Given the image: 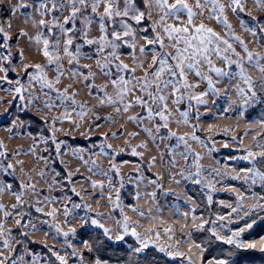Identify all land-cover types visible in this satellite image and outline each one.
<instances>
[{"label": "snow or ice", "instance_id": "6c2138e0", "mask_svg": "<svg viewBox=\"0 0 264 264\" xmlns=\"http://www.w3.org/2000/svg\"><path fill=\"white\" fill-rule=\"evenodd\" d=\"M0 264H264V0H0Z\"/></svg>", "mask_w": 264, "mask_h": 264}]
</instances>
